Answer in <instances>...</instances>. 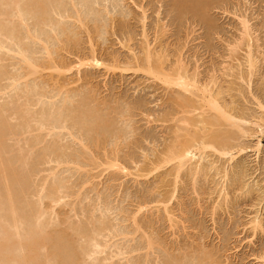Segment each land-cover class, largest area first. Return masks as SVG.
Instances as JSON below:
<instances>
[{
	"label": "rangeland",
	"instance_id": "1",
	"mask_svg": "<svg viewBox=\"0 0 264 264\" xmlns=\"http://www.w3.org/2000/svg\"><path fill=\"white\" fill-rule=\"evenodd\" d=\"M43 7L45 22L29 0L0 1V209L11 184L24 226L43 210L35 263L264 264V0ZM149 65L205 87L243 131L206 123L196 89ZM223 133L240 152L207 148L176 178L173 146Z\"/></svg>",
	"mask_w": 264,
	"mask_h": 264
},
{
	"label": "bare ground",
	"instance_id": "2",
	"mask_svg": "<svg viewBox=\"0 0 264 264\" xmlns=\"http://www.w3.org/2000/svg\"><path fill=\"white\" fill-rule=\"evenodd\" d=\"M10 1L15 5V8L20 11V4L22 0ZM43 1L44 0H29V4L32 5L33 9L36 8L40 10V14L42 16L41 22H45ZM184 7L187 8L188 6L185 5ZM20 18L23 19L22 16H20ZM244 26L247 29L245 21ZM10 36L12 39L16 37L14 29H11ZM4 47L5 45L0 40V49ZM45 50L47 54L53 53L52 48H50L48 45H45ZM17 53L29 66L36 68V65L33 63L31 57H29L25 50L21 49ZM149 58L150 53L147 54V59L149 60ZM247 62L249 68L254 66V60L250 54H248ZM77 64L79 66L85 64L102 65V63H100V61L95 56H93L91 59L79 60ZM146 72L165 84L178 86L183 91L191 92L193 89H196L198 96L200 97L201 106L208 109L209 111H213V114L209 116L210 119H208L206 123L214 125L217 124L218 121H221L230 126H236L240 131H243L241 124L232 114L231 109L227 106L221 105L217 96H214L205 87L197 85L195 80L192 81L183 74L172 75L165 73L161 69L154 68L150 65L146 69ZM66 101H68V99L65 100V102ZM228 136L229 135H226L225 133L215 134L207 140L198 142L196 139H191L190 141L182 142L178 146H173L170 149L168 160L176 161V178H179L180 173L188 164H194L195 167L199 169L201 164L200 161L204 158L207 148H212L216 151L221 150V153H227V151L230 152L234 150H236L237 153L240 152V148H234L229 142L226 141ZM256 150L258 152L260 151V145H257ZM234 156L235 154H230L231 159H234ZM109 165L111 167H120V164L116 160L110 161ZM6 196L7 201L9 202L8 208L0 209V211L6 212L5 216L0 217V264H36L35 262L39 255V246L43 237V235L42 237L40 235V219L43 216V210L40 209V207L35 210V213H32L33 220H25L27 224L24 226V217L20 215L18 209L16 208L14 202V192L11 184L7 185ZM255 219L256 220L254 224L258 226L259 217H256ZM93 247L94 248L89 250L87 253L90 256L97 251L96 249L100 247V244L97 241H93ZM148 247H153L152 241L150 240L148 242Z\"/></svg>",
	"mask_w": 264,
	"mask_h": 264
}]
</instances>
